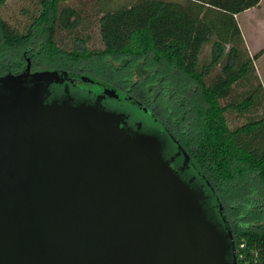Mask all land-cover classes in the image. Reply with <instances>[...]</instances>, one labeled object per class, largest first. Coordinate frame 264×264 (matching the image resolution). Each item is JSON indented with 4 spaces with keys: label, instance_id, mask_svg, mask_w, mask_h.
<instances>
[{
    "label": "water",
    "instance_id": "water-1",
    "mask_svg": "<svg viewBox=\"0 0 264 264\" xmlns=\"http://www.w3.org/2000/svg\"><path fill=\"white\" fill-rule=\"evenodd\" d=\"M60 78L28 64L0 77V264H234L158 138L126 134L123 114L44 103Z\"/></svg>",
    "mask_w": 264,
    "mask_h": 264
},
{
    "label": "trees",
    "instance_id": "trees-1",
    "mask_svg": "<svg viewBox=\"0 0 264 264\" xmlns=\"http://www.w3.org/2000/svg\"><path fill=\"white\" fill-rule=\"evenodd\" d=\"M5 1L0 0V10ZM68 1L37 0L21 31L10 28L0 16V75L18 71L25 50L32 65L42 54L57 58L55 63L62 56L84 73L90 66L83 64L106 58L150 59L172 70L173 86L164 84L165 75L150 85L154 76L146 70L127 75L134 78L130 79L133 93L151 110L152 126L164 127L178 140L213 191L209 192L212 202L217 198L233 240V254L226 261L264 264V97L253 81L252 61L234 21L235 15L256 7L259 0L121 2L115 9L95 11L101 15L97 24L102 45L95 51L86 47L88 37L81 31L79 14L58 10V4ZM218 16L228 21L218 24L214 21ZM58 28L69 29L70 49L56 45ZM208 44V58L199 63V53ZM101 66L95 74L110 80L123 73L113 64ZM215 67L218 71L211 75ZM245 80L251 81L249 90L235 101L232 86ZM229 112L251 116L229 129L224 117Z\"/></svg>",
    "mask_w": 264,
    "mask_h": 264
},
{
    "label": "rangeland",
    "instance_id": "rangeland-1",
    "mask_svg": "<svg viewBox=\"0 0 264 264\" xmlns=\"http://www.w3.org/2000/svg\"><path fill=\"white\" fill-rule=\"evenodd\" d=\"M36 1L37 0H6L3 7L0 10V16L2 20L10 28L16 29L17 31H21L29 23V18H30L29 16L32 15V12L37 8ZM126 1L128 2L130 0H93L92 2H90L89 0H70L68 2L58 4V10L60 11L62 9H73L74 11H76L77 14H79L78 22L79 24L83 25L81 31L83 33L85 32L84 33L85 36L88 37L86 47L88 50L95 51V50H100L102 48L100 36L98 33V24H97V20L101 15L98 14L99 12H95V11L105 12L110 8L115 9L121 4V2L125 4ZM237 15H238L237 17H234V21L240 33L243 47L245 48L246 53L248 54L250 60L252 61L253 81L255 82L257 91L259 90V94L260 95L262 94L264 97V0L261 4V7L258 10L256 9L253 10V12H247ZM223 19L224 18L221 19V17L218 16L217 18H215L214 21H216V23L218 24H221L223 21L224 22L228 21L227 18L225 20ZM69 35H70L69 29L62 30L58 28L57 30H55L54 41L56 45L59 48L63 47L66 49L67 48L70 49L69 47L70 44L68 43ZM209 48H210L209 44L203 46L198 56L199 63L207 60L209 54ZM262 50L263 52L259 54ZM46 55L42 54V56L38 57L37 59L35 58L34 65L31 64L32 68L37 66L41 68H51V67L56 68L59 65V67L64 66L67 69L70 67L72 68V66L74 65L68 59L62 58V56L61 59H59L60 64L58 62L55 63V60L58 61L57 58L52 59L53 57H49V56L47 57ZM253 57L255 58L253 59ZM105 63L113 64L114 66H119V68H121V71H123V73L119 75V78L121 79L127 78L128 77L127 74L131 75L130 72L133 71L135 72V70L138 71L146 70L147 72H150V74L151 75L153 74L154 76L153 80L150 81V85L154 84L153 82L157 83L158 81L162 80V78L165 75V77L167 78L164 79V84L168 85L169 83V86H173L172 83L173 81L171 79L173 71L172 70L168 71L167 70L168 68L166 66L155 64L150 59L131 60L127 58H106L104 60H91L89 63H85V64L80 63L78 65H81L82 67V64L86 66L87 64H89L88 66H90V68L88 69V71H85V73L86 75H89L94 82L105 84L104 87L110 86V87L118 88L117 83L113 80H110L109 77L100 75L101 74L100 72L99 74L98 73L95 74L97 70H101L102 68L101 64H105ZM217 68L218 67L212 69L211 75H213L218 71ZM131 80H134V78ZM250 83H251L250 80L248 81L245 80L243 82L237 83L234 86H232V90H231L232 99L238 101L240 97V93L249 90ZM186 89L187 88H185V90ZM220 104L223 105L224 102H220ZM127 109H129L128 106H126L125 110ZM259 112H260L259 110H255L254 114L256 116H259L260 115ZM249 116H251V114L249 113L243 116H239L238 114L233 112L224 114L226 124L229 129H233L234 127L240 126L245 121V117H249ZM237 201L239 202L241 201V199H238Z\"/></svg>",
    "mask_w": 264,
    "mask_h": 264
},
{
    "label": "flooded vegetation",
    "instance_id": "flooded-vegetation-1",
    "mask_svg": "<svg viewBox=\"0 0 264 264\" xmlns=\"http://www.w3.org/2000/svg\"><path fill=\"white\" fill-rule=\"evenodd\" d=\"M27 51L29 50H25L22 53V63L18 71L15 73L6 72L0 75V77L6 75H19L24 72L26 64L29 65L30 74L42 71L58 72L61 74L60 80L63 81L61 84H50L48 86L49 96L44 103H50L52 101L61 103L63 101H68V104L74 107L81 105L84 107H97L100 111L123 114L126 117L125 125L123 126L126 134L139 133L158 138L159 151L162 159L167 163L169 169L177 176L181 183L200 196L199 205L205 218L216 228L218 233L223 236L229 234L226 240L230 246L229 253L233 254V240L230 230L228 229L227 220L222 215V209L217 203V198H213V200H215L214 203L212 199H210L209 192L212 193L213 191L210 189L209 184L204 180L201 173L196 170L188 153L178 140H176L164 127L157 126L155 128L152 126V122H154L155 119L151 118V110L143 105V98L137 97V95L133 93L131 85L133 83L128 77L125 79L119 77L113 79L120 89L110 86H106L108 87L106 88L104 87L105 84L94 82L92 78L86 75L80 68L60 69L55 67L41 68L39 66L32 68L30 56L27 55ZM132 75L136 76L135 73ZM82 78L89 79L93 84L102 88L118 92L121 94L122 100L116 101L103 98L95 105V97L91 93L74 87V84H77ZM64 87L67 88L65 93L63 92ZM126 106H128L129 109L125 110ZM143 123H146L145 128L143 127ZM163 135H165V138H163ZM184 157H186V159ZM196 176H199V180H196Z\"/></svg>",
    "mask_w": 264,
    "mask_h": 264
},
{
    "label": "crops",
    "instance_id": "crops-1",
    "mask_svg": "<svg viewBox=\"0 0 264 264\" xmlns=\"http://www.w3.org/2000/svg\"><path fill=\"white\" fill-rule=\"evenodd\" d=\"M262 2H263V0H259V3H258V5H257L256 7L251 8V9H248V10H245V11L239 13V14L247 13V12H253V10H256V9L258 10V9L261 7ZM237 16H238V15H236V16H234V17H237Z\"/></svg>",
    "mask_w": 264,
    "mask_h": 264
},
{
    "label": "built area",
    "instance_id": "built-area-1",
    "mask_svg": "<svg viewBox=\"0 0 264 264\" xmlns=\"http://www.w3.org/2000/svg\"><path fill=\"white\" fill-rule=\"evenodd\" d=\"M240 247H242V245H240Z\"/></svg>",
    "mask_w": 264,
    "mask_h": 264
}]
</instances>
